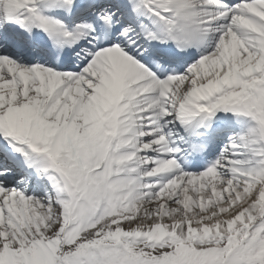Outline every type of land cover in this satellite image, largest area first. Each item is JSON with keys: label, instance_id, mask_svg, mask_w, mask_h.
I'll return each instance as SVG.
<instances>
[{"label": "snow or ice", "instance_id": "snow-or-ice-1", "mask_svg": "<svg viewBox=\"0 0 264 264\" xmlns=\"http://www.w3.org/2000/svg\"><path fill=\"white\" fill-rule=\"evenodd\" d=\"M0 264H264V0H0Z\"/></svg>", "mask_w": 264, "mask_h": 264}]
</instances>
